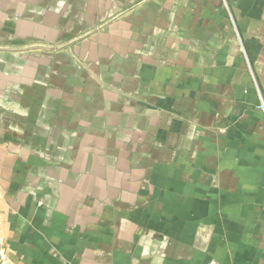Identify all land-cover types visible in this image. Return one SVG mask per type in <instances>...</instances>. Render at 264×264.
<instances>
[{
  "label": "crops",
  "instance_id": "obj_1",
  "mask_svg": "<svg viewBox=\"0 0 264 264\" xmlns=\"http://www.w3.org/2000/svg\"><path fill=\"white\" fill-rule=\"evenodd\" d=\"M264 0H0V264H264Z\"/></svg>",
  "mask_w": 264,
  "mask_h": 264
},
{
  "label": "built area",
  "instance_id": "obj_2",
  "mask_svg": "<svg viewBox=\"0 0 264 264\" xmlns=\"http://www.w3.org/2000/svg\"><path fill=\"white\" fill-rule=\"evenodd\" d=\"M257 108H258L259 111L264 112V102L262 101Z\"/></svg>",
  "mask_w": 264,
  "mask_h": 264
}]
</instances>
